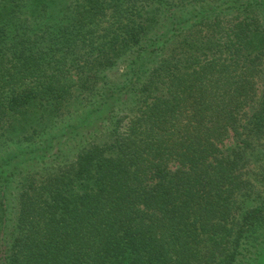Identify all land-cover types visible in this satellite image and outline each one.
Segmentation results:
<instances>
[{
  "label": "trees",
  "instance_id": "obj_1",
  "mask_svg": "<svg viewBox=\"0 0 264 264\" xmlns=\"http://www.w3.org/2000/svg\"><path fill=\"white\" fill-rule=\"evenodd\" d=\"M0 264H264V0H0Z\"/></svg>",
  "mask_w": 264,
  "mask_h": 264
}]
</instances>
